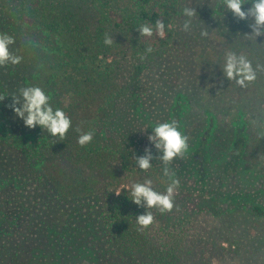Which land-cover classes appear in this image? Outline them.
Returning a JSON list of instances; mask_svg holds the SVG:
<instances>
[{"label":"trees","instance_id":"obj_1","mask_svg":"<svg viewBox=\"0 0 264 264\" xmlns=\"http://www.w3.org/2000/svg\"><path fill=\"white\" fill-rule=\"evenodd\" d=\"M117 1L122 0H0V32L15 38L10 50L23 57L18 65L0 67V96H5L0 101V151L13 162L7 173L0 170L1 207L12 218L0 219V264H25L13 262L22 247L57 255L63 264L77 258L98 264L174 263L169 242L151 243L144 232L149 227L138 231L136 217L146 210L131 201V185L140 178L109 170L113 176L107 172L103 179V163L108 165L103 162L108 153L103 147V79L118 64L121 32L139 36V55L149 63L163 62L175 35L180 0H125L131 7L117 8L118 21L110 25ZM93 10L96 16L103 10L94 31L89 25ZM158 19L166 26L164 38L140 36L139 26L154 27ZM105 34L113 37V45L104 44ZM16 70L20 74L13 82ZM16 86L41 87L53 109L70 117L64 141L40 126L26 127L15 115L10 105ZM61 95L68 102L59 100ZM78 127L95 133L84 147L77 142ZM221 196L235 197L228 200L234 205L248 197ZM245 203L264 216L261 206Z\"/></svg>","mask_w":264,"mask_h":264},{"label":"rangeland","instance_id":"obj_2","mask_svg":"<svg viewBox=\"0 0 264 264\" xmlns=\"http://www.w3.org/2000/svg\"><path fill=\"white\" fill-rule=\"evenodd\" d=\"M126 2H114L110 25L118 21L117 8L131 7ZM186 4L197 12L189 32L182 30L185 17L181 9ZM179 10L175 35L158 65L156 60L141 61L139 36L117 34L118 64L103 79V97L107 94L103 99V147L108 153L113 151L103 155V162L108 163H103V179L115 170L122 176H137L141 182L151 179L156 191L165 192L168 179L162 162L153 159L145 172L136 167L134 157L144 155L145 148L158 156L148 139L152 128L158 122L176 120L179 130L189 137L185 157L174 159L169 166L180 187L171 212L148 210L155 220L144 231L146 238L153 244L169 242L173 264H264V216L245 203L252 201L264 209V72L242 88L227 80L221 70L229 50L246 55L254 67L264 65V37L250 40L247 22H237L231 12L218 9L217 0H180ZM92 12L89 25L94 31L103 10L97 16ZM205 29L209 35L201 37ZM18 88L12 87L13 94ZM80 106L82 110L83 102ZM12 163L0 151V170L7 173ZM98 180L101 187L103 182ZM226 194L248 197L234 205L228 200L235 197L221 198ZM3 196L1 192L0 219L12 220L7 209L3 214ZM19 252L13 262L63 264L57 255L36 253L33 247H22ZM86 260L77 258L72 263L98 264Z\"/></svg>","mask_w":264,"mask_h":264},{"label":"clouds","instance_id":"obj_3","mask_svg":"<svg viewBox=\"0 0 264 264\" xmlns=\"http://www.w3.org/2000/svg\"><path fill=\"white\" fill-rule=\"evenodd\" d=\"M250 4L248 8L243 6ZM223 8L232 13L233 17L240 21H246L250 33L246 36L255 41L259 37H264V0H217V8ZM185 17L182 30L189 32L193 27V20L197 17L196 9L190 4H186L181 9ZM165 23L157 20L155 26L143 24L139 26L140 36L159 38L165 37ZM208 31L202 30L201 37H207ZM15 38L4 32H0V67L7 65H18L23 57L14 54L10 46L15 44ZM114 43L112 36L105 34L104 44L111 46ZM153 49L148 47L147 53ZM141 61L145 59L144 55L140 56ZM224 77L229 81H234L236 85L246 88L249 84L257 79L258 72H264V65L257 64L255 67L251 60L244 54H237L235 51H227L224 55L221 67ZM12 104L10 107L15 115L23 120L24 125L30 129L40 126L47 131L52 137L58 138V141H64L67 133L72 127L70 117L60 108L55 110L51 106L50 96L39 86H27L19 89L18 94H13ZM5 96H0L2 101ZM264 123V121H261ZM79 134L78 144L84 147L90 144L94 138L93 131H82L76 128ZM155 149L160 153L154 157L151 148H145L144 155L134 157L136 167L142 171H147L152 167L151 161L157 159L163 164V175L167 177L168 183L165 192L161 193L153 188L151 179H144L143 182H136L131 185V201L137 206L144 207L147 211L136 217L138 231L147 229L154 223L155 217L149 209H157L161 214L171 212L174 208V197L180 187V180L176 173L169 167L174 159L184 158L189 149V137L184 135L178 126L176 120L170 122H158L152 128V134L148 137ZM119 195V193H116Z\"/></svg>","mask_w":264,"mask_h":264}]
</instances>
